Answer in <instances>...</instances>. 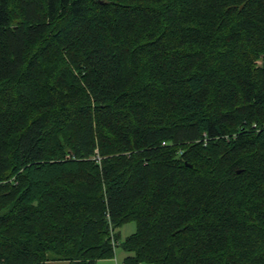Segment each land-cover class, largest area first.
Listing matches in <instances>:
<instances>
[{
	"label": "trees",
	"instance_id": "trees-1",
	"mask_svg": "<svg viewBox=\"0 0 264 264\" xmlns=\"http://www.w3.org/2000/svg\"><path fill=\"white\" fill-rule=\"evenodd\" d=\"M117 244L264 264V0H0V264Z\"/></svg>",
	"mask_w": 264,
	"mask_h": 264
},
{
	"label": "rangeland",
	"instance_id": "rangeland-1",
	"mask_svg": "<svg viewBox=\"0 0 264 264\" xmlns=\"http://www.w3.org/2000/svg\"><path fill=\"white\" fill-rule=\"evenodd\" d=\"M135 228H136V224H135V221H133V220H129V221H126L123 224H121L118 228L119 239L123 240L127 235L132 233L135 230ZM114 252H115L114 257L117 258L116 261L120 264H124L123 259L125 258L124 256H126L128 254V252H126L119 244H117V246L115 247ZM57 264H59V263H57ZM142 264H144V263H142Z\"/></svg>",
	"mask_w": 264,
	"mask_h": 264
},
{
	"label": "crops",
	"instance_id": "crops-1",
	"mask_svg": "<svg viewBox=\"0 0 264 264\" xmlns=\"http://www.w3.org/2000/svg\"><path fill=\"white\" fill-rule=\"evenodd\" d=\"M116 259H117L116 257L99 259L96 261L95 264H116L117 262Z\"/></svg>",
	"mask_w": 264,
	"mask_h": 264
},
{
	"label": "built area",
	"instance_id": "built-area-1",
	"mask_svg": "<svg viewBox=\"0 0 264 264\" xmlns=\"http://www.w3.org/2000/svg\"><path fill=\"white\" fill-rule=\"evenodd\" d=\"M116 264H120V263L117 262Z\"/></svg>",
	"mask_w": 264,
	"mask_h": 264
}]
</instances>
